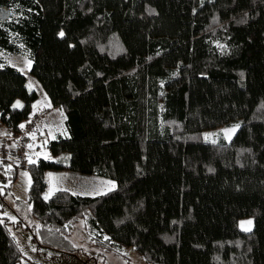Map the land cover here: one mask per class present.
Segmentation results:
<instances>
[{
	"label": "trees",
	"instance_id": "16d2710c",
	"mask_svg": "<svg viewBox=\"0 0 264 264\" xmlns=\"http://www.w3.org/2000/svg\"><path fill=\"white\" fill-rule=\"evenodd\" d=\"M0 11L14 14L0 20V123L19 132L38 98L6 62L15 53L65 116L54 158L29 165L27 199H15L45 245L76 250L64 224L84 220L98 244L150 264H264V0H0ZM230 126L229 141L204 136ZM0 168L9 191L18 168ZM49 170L117 187L45 198ZM12 224L0 207V264H20Z\"/></svg>",
	"mask_w": 264,
	"mask_h": 264
},
{
	"label": "rangeland",
	"instance_id": "374dc122",
	"mask_svg": "<svg viewBox=\"0 0 264 264\" xmlns=\"http://www.w3.org/2000/svg\"><path fill=\"white\" fill-rule=\"evenodd\" d=\"M13 15L12 12L0 11V20L9 19ZM4 58L7 63L15 66L27 76L29 85L32 88L37 87L39 91L42 89V91L45 92L41 84L30 74L32 60L26 54H6L4 55ZM36 83H38L39 87L36 86ZM21 104L22 101L20 99L15 101L16 106H21ZM33 111L46 113L45 109L39 110L35 106L33 107ZM48 118L49 116L47 113V119ZM47 127L48 125L44 126V133L26 138L28 145L31 146L30 152L33 155L32 157L38 156L39 158H51L47 152L45 143L48 142L50 138H53L56 132H64L63 124H58L55 127V131H53L55 134L50 133V130H47ZM234 127L235 126H230L206 131L204 136L207 140H214L218 138L220 131L226 134V130H232ZM8 130L9 128L0 123V134H7ZM232 132L233 131H228L227 135H230ZM4 162L11 164L6 160H4ZM52 171L55 172H49V174H47V181L49 182L48 191H50L52 187H56L60 184V178L62 177L59 175L58 170ZM19 178H21V180L13 183L11 189L8 191L5 188V185L10 183L9 179L2 171V168H0V207L3 209V214L15 223L12 224L13 233L16 236L22 251L20 264H150L145 260V257L136 252L134 248H121L117 251L109 249L105 245L98 244L95 236H99V233H91L85 225L84 220L64 224V232L73 240L77 248L76 250H64L45 245L40 236L36 233V228L39 225V222L31 216L28 208L20 210L15 204L14 199H27V192L30 184L28 170L22 172V175L19 174ZM67 185L68 184H63L65 188H68ZM248 221H251V224H248ZM253 224V217L239 219V227L244 231L251 230ZM105 238L106 237H102L103 240Z\"/></svg>",
	"mask_w": 264,
	"mask_h": 264
},
{
	"label": "crops",
	"instance_id": "0c3cea01",
	"mask_svg": "<svg viewBox=\"0 0 264 264\" xmlns=\"http://www.w3.org/2000/svg\"><path fill=\"white\" fill-rule=\"evenodd\" d=\"M36 86L39 87L38 83H36ZM34 89L38 93V98L33 103V107L35 106L39 110L45 109L46 115L48 113L49 118L47 119V123L45 125V126L48 125L47 130H50V133H54L53 131H55V127L58 124H63V127H64L65 116H64L63 111L60 108L54 107L52 105L50 98L48 97L47 93L42 91V89H41V91H39L37 89V87H34ZM234 129H235V131H233L230 135H226L225 133L222 132L225 139H227L229 141L233 137V135L237 131L238 127L235 126ZM57 133L58 132H56V134L54 133L55 134L54 137L56 135H59V134L67 135V132L65 131V127H64L63 133H58V134ZM53 138H50L49 140H51ZM48 142L45 143V147H46L47 152L49 153L50 157L54 158L50 154V152L48 151V148H47ZM37 158L39 159L38 156H37ZM42 158H45V157H42ZM58 171H59V175L62 176L60 178V184H58L56 187H52V189L50 191H48L49 182L47 181V188L43 193L45 198H48L51 195V193H53L59 189L70 190L73 194H77V195L96 196V195L106 193V192L113 190L117 187L116 181H114L113 179H110V178H106V177H102V176H98V175H94V174L79 173V172H75V171H71V170H58ZM49 172H55V171L49 170L47 172V174H49ZM47 174H46V179L48 180ZM20 180H21V178H19V176H18L17 181L19 182ZM63 184H68L67 185L68 188H65L63 186Z\"/></svg>",
	"mask_w": 264,
	"mask_h": 264
},
{
	"label": "built area",
	"instance_id": "2783aa9c",
	"mask_svg": "<svg viewBox=\"0 0 264 264\" xmlns=\"http://www.w3.org/2000/svg\"><path fill=\"white\" fill-rule=\"evenodd\" d=\"M46 123V113L32 110L30 116L20 124L19 132L9 128L7 134H0V161L6 160L16 166L20 175L27 171L29 165L38 158L32 157L26 138L44 133ZM21 125L24 127L21 128Z\"/></svg>",
	"mask_w": 264,
	"mask_h": 264
},
{
	"label": "snow or ice",
	"instance_id": "6c2138e0",
	"mask_svg": "<svg viewBox=\"0 0 264 264\" xmlns=\"http://www.w3.org/2000/svg\"><path fill=\"white\" fill-rule=\"evenodd\" d=\"M61 35H63V33H61ZM23 127H24V126L21 125V128H23ZM237 127H239V126H237ZM228 131H235V129H232V130H226V135H227ZM29 147H31V146H29ZM30 162H31V161H30ZM247 223H248V224H251V221H248Z\"/></svg>",
	"mask_w": 264,
	"mask_h": 264
}]
</instances>
